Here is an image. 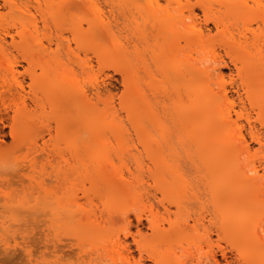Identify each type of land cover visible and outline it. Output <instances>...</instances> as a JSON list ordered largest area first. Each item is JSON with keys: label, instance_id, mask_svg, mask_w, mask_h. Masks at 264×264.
<instances>
[{"label": "rangeland", "instance_id": "obj_1", "mask_svg": "<svg viewBox=\"0 0 264 264\" xmlns=\"http://www.w3.org/2000/svg\"><path fill=\"white\" fill-rule=\"evenodd\" d=\"M60 2L32 1L22 12L5 8L0 0V264H162L163 259L164 264H216L213 256L219 264H256L259 257L263 264L264 246L253 235L261 229L264 237V145L254 139L259 136L264 143V119L258 114L264 94H247L241 66L227 55L197 0L190 5L199 26L219 40L207 50L211 54L197 47V52L170 48L172 34L158 33L156 22L146 21L152 9L177 16L178 6L168 0H95L107 26L95 49L73 33L88 28L96 9L81 0L60 9ZM250 6L259 8L253 2ZM239 24L232 27L235 34L244 29ZM60 35L63 51L57 46ZM180 43L185 46L183 39ZM162 49L167 50L164 71L152 57L153 50ZM249 51L255 57L256 50ZM184 60L212 69L211 78L184 83L176 74ZM86 67L89 72H83ZM125 68L138 79L143 101L133 100ZM72 70L92 103L100 93V115L79 117L73 101L65 99ZM16 80L25 91L14 103L7 93ZM223 87L231 104L221 109L232 110V127L213 134L193 122L183 133L177 116L194 110L196 89L198 94L207 88L222 92ZM133 103L141 105L134 116ZM63 126L68 128L62 132ZM240 133L251 148L244 156L237 155L243 143L234 135ZM218 163L224 164L221 169ZM231 163L247 168L243 174L249 179L232 175ZM224 219L233 222L226 229L230 233L222 228ZM245 232L252 233L253 243ZM242 238L249 254L239 248ZM188 240L193 243L187 245ZM154 250L160 251L161 263L152 258Z\"/></svg>", "mask_w": 264, "mask_h": 264}, {"label": "bare ground", "instance_id": "obj_2", "mask_svg": "<svg viewBox=\"0 0 264 264\" xmlns=\"http://www.w3.org/2000/svg\"><path fill=\"white\" fill-rule=\"evenodd\" d=\"M1 1L3 2V6L5 8L10 9L11 11H22V12L24 10H26V9H29L30 5L32 4V1L37 2V4H39V0H1ZM21 1H23V2H21ZM60 1H61L60 2V9L70 8L72 6L74 7V5L76 4L74 2V0H60ZM81 1H82V3L81 2L80 3L83 4V5L84 4L90 5L91 6L90 7V10L91 11L93 9H96V10H93V13H95L96 15L95 14L93 15V13H91V11H90V13L92 14V16H91L92 18L89 17L90 20L87 23L88 28L87 29L80 28L78 31H75L73 33L74 34L73 36H74V39H77L79 41H86V40L88 41V40H90V42H92V44H90V45L91 46H94V48L92 47V49H95V46L100 45L99 43L104 38V33H103L102 28H106L107 26L104 23L103 16L101 14V9L98 8L99 6L96 5L95 0H81ZM168 2H170L173 5H177L178 6V11H179L178 12V15L179 16L178 15L177 16L176 15H172L170 13H166V14L162 15V13L159 12L158 9H152L148 13L149 14V17H152V18H149L150 20H146V21H149L150 23H152V21L154 23L156 22L155 23V27L156 26L157 27H156V29L153 28L154 31L156 30V31H158V33H161V34H163V33H170V34H172V37H173L172 39L173 40L169 43V47L170 48H175L176 47V48H178V51L179 52H183L186 48H188L189 50H191L193 52V48H194V50H196L195 47H197V49H201L202 51L206 52L207 50H209L212 46H214L219 41V40H217L218 38L217 39L216 38L213 39L211 37H207L206 31L204 32V30H203L204 28H202V27L199 26V24L197 22L198 21L197 20V17L198 16L196 15L195 10L192 9V7L190 5V0H185V2H184V0H168ZM250 2L259 4V8H256L254 10V8L250 6ZM263 2H264L263 0H197V5L200 7V9L202 10V12L204 13V16L206 18V21H211L214 24L215 28L218 30L219 35H220L219 38L221 39L222 45L224 46L227 55L232 59V61L234 62V64L236 66H238V65L241 66L240 73H241V76H242V86H243V88L246 90L247 94H253V95H256V96H262L264 94V78H263L264 77V9H261ZM97 9H98V11H97ZM38 10H39V12H42L41 6H38ZM186 10H188L187 13H185ZM151 19H152V21H151ZM230 20L232 21V23H234L233 21L235 20L236 23L231 24V23H229ZM240 21L244 24V29L241 27L243 30L241 32H239V34H235L234 32H236V31L232 27L237 26V25L239 26L240 25L239 23H241ZM254 23L257 25L256 28L253 26ZM104 26H106V27H104ZM140 27H141V25H140ZM182 28H183V30H182ZM205 29H208V27L205 28ZM235 29H236V27H235ZM239 30H241V29H239ZM109 31H110V29H109ZM209 32H210V30H209ZM7 34H9V32H7ZM20 34H21V36H23L24 31L23 32H20ZM58 37H59L58 38V41L60 42V43L57 44L58 51H61V50L63 51L64 50V47L66 46L64 44L65 38L63 37V35H60ZM105 37H108V36H105ZM62 38H64V40ZM181 39H183L185 41V46L180 47L181 46V43H180ZM61 40H63L64 42H61ZM66 42H68V41H66ZM261 42L263 43V45H262ZM257 46H259V47H257ZM0 47H1V45H0ZM249 48H253L254 50H256L255 57L252 55V53H250ZM117 50H118V47H117ZM197 51L198 50H196V52ZM202 51H200V52H202ZM152 52H154V53H152V55H153L152 57L155 56L153 58L154 59L153 60L154 63L157 64V66H159L158 69H160V68L163 67L162 70L164 71V69H165L164 68L165 67L164 66V63H165L164 62V59H165V57L167 55V50H164V49L158 50V51L157 50H155V51L153 50ZM209 54H211V53H209ZM212 54H213V52H212ZM73 55L74 54L71 51H67V56L71 57ZM195 55H199V54L197 53ZM191 56H193V55H191ZM207 56L210 58L209 55H207ZM204 57H205V55H204ZM189 59H192V58H189ZM208 59H207V61H208ZM214 59L216 60V57H214L213 60ZM99 60L101 61V57H100ZM193 61L192 60H190V62H189V60L188 61H185V62H188V63H185L184 62L185 64L183 62H180L179 65H177V68H178V72L181 71L182 73L181 72H180L181 74L180 73H176L177 74V77L181 78L183 82L185 81L184 83H188L190 81L189 82L190 84H191V82L192 83L194 82V84H195V81L198 78L200 79L201 77L210 79L211 78V75L210 74L212 72L209 73L208 71H210L212 69L209 70L208 67H207L208 70H203V69H200V68H196V67H194L192 65ZM199 61H200V58H199V60L197 62H199ZM202 61H203V59H201V61L198 64L202 63ZM195 63H196V61H195ZM204 64H205V62H204ZM200 65H201L200 67H202V64H200ZM84 66H85V64H84ZM82 68H84L83 65H82ZM83 72H89L88 69H87V67H86V69H83ZM261 72H262V74H261ZM122 73L124 74L125 82L127 84H129V86L131 87V90L135 94L134 99H133V97H131V99H133L134 101H141V100L143 101V98H142L143 96H140L139 95V81H138L137 78L135 79L136 76L133 74L132 69L125 68ZM76 76H77L76 71L75 70H72L71 73H70V79H69V81L71 82V84L69 86L70 95L64 96V97H66L65 99H68V100L73 101V103L75 104L74 106H75V108L77 109V111L79 113L78 114L79 117H82L84 115H89V114H97V115H100L99 114V110H98L99 103L102 102V98H101L100 93H97V98H96L97 102L96 103H92L89 100V98H88V95H87L86 90L80 85V82L77 80ZM224 78L225 77L223 76L222 72L219 73V75H218L219 82H223ZM32 79L35 80L34 78H32ZM187 79H188V81H186ZM212 79H213V77H212ZM13 83L14 84L11 85V87H10L8 93H7V97H9L10 100L15 103L18 100V97H21L22 98V93H23V91H25V88L23 86L24 84H22V82H20L18 80L14 81ZM13 88H16L15 89L17 91V92L15 91L16 93H13V91H14ZM97 90H99V89L97 88ZM220 90H222V92ZM220 90L219 91L221 93L218 92V91L217 92H214V90H211L210 88L209 89L207 88L205 91L198 90V94H197V89H196L195 101H194L195 102V104H194V106H195L194 107V110H191V111H188V112L187 111L186 112L184 111L182 114H180V115L177 116V118H178L177 120L180 123L181 131H183V133H184V131L186 132L187 130L193 128V125H192L193 122H195V123L196 122H199L200 123L199 124L200 125L199 128H201V129H203L205 131H208V132H212L213 134H216V133L217 134L218 133L219 134L220 133L223 134L224 132H227V129H229V128L232 127V125L234 124L233 123V116H232V113H231L232 110H231V112L226 113V110L225 109L224 110L221 109V105H222V108H223V105H226L227 106L228 104H231L230 103V98H229V95H228V90L226 88H224V87H223V89H220ZM53 96H55V94ZM131 96H132V93H131ZM5 97H6V95H5ZM262 97H264V96H262ZM254 98L256 99L257 97H254ZM260 100H259V104H258V107H259V113L258 114H259V118L261 120H263L264 119V98H263V100H261V101ZM252 104H255V103H252ZM135 105L136 104H134V103L131 105V106H133V111H132L133 116L136 115V114H139L140 112L138 111V109L139 108L141 109V105H136V106ZM256 105L257 104H255V106ZM232 109L234 110V108H232ZM228 110L229 109H227V111ZM241 116H243V115L242 114H238V118L241 117ZM181 122H182V124H181ZM262 122H264V121H262ZM135 123H136V125H140V122L138 121V119H137V121ZM108 124H110V123H108ZM132 126H133L132 128L135 129L134 131L136 133H138L137 128H134V125H132ZM194 126H196V125H194ZM250 126L252 127L253 125L250 124ZM111 127L114 128V130L116 131L117 128L115 126H112L111 125L110 128ZM182 127H183V129H182ZM66 128H68V126H63L62 129H60V130L63 132ZM252 128H254V127H252ZM140 130L141 129H139V131ZM89 134H91V133H89ZM253 135H254V133H253ZM234 136L237 139H239V138L241 139L242 138V140H240V141H241V143H243L242 144L243 146L239 150V153L237 152L238 153L237 155L238 156H244L243 153H248L249 154L251 148H250L249 145H246L245 146V140L243 139L244 137H242V134L240 133V135H239L240 137L239 136H236V135H234ZM235 137H233L234 139L231 140V141H234L236 139ZM254 139L256 140V142L259 145H261V146L264 145L262 139L259 136H254ZM225 140H227V139H225ZM228 146L230 147L231 145H228ZM231 150H232V148H230L229 154H230V152L233 151V150L232 151ZM233 154H235V153H233ZM226 157H228V153H227ZM216 158L218 159L217 156H216ZM241 158H243V157H241ZM228 159H230V157H228ZM231 159H233V158H231ZM238 160L241 161L240 160V157H238V159L236 157V161L237 162H238ZM216 162H219V161H216ZM216 162H215V165H216ZM35 164H36V162H34V165ZM218 164H217L219 166L218 168L221 169V166H222L223 163H221V164L218 163ZM235 164L236 165L234 166L231 163V165H232V167L234 169V171L232 170L234 173L231 171L233 173L232 175H238L241 178H244L245 177L244 179H246V178L249 179L248 178L249 176H247V177L245 176V175H247V173L246 174L245 173L243 174V172H246V170H248V169L246 168L244 171H242L243 170L242 168L244 166L242 167V165L240 163L239 164L235 163ZM212 166H214V165H212ZM240 167H241L242 170L240 169ZM256 169H254V171H255V175L257 176L258 175V172L256 171ZM226 170H227V168H226ZM229 170H231V169H229ZM223 175H225V174H223ZM225 177H226V175H225ZM236 179H238V178H236ZM255 179H257V177H253L251 180H255ZM259 179H262V178H259ZM256 181H258V179ZM66 211H68V210H66ZM68 218H69V216H68ZM214 219H215V217H214ZM225 219L222 222V228H224V230L226 232L227 230H229V228H228L229 225L233 224V222L232 221H229V220H225ZM183 227H184V225H183ZM242 227H244V226H242ZM187 228H186V230H187ZM193 229H195V227H193ZM245 229H242V230L244 231ZM156 231H158V229H156ZM227 232L230 233L229 231H227ZM252 232H254V230ZM257 232H258V230H257ZM260 232H261V229L257 233L258 235L255 233V235H253V236L256 237V239H257V242H258L257 245L264 246V237H261V235L259 234ZM251 234L252 233L250 232V235L249 234L247 235V233L245 232V234L243 236L247 235L248 238H246V237L245 238L247 240L249 239L248 241L251 242L252 241L251 240V238H252L251 237ZM155 235L158 236L159 234H155ZM239 235H241V233H239ZM262 235L264 236V233L263 232H262ZM231 237L233 238V236H231ZM233 240H234V238H233ZM201 241H203V239H201ZM234 241L236 242L235 243L236 246H238L237 241L236 240H234ZM190 242H192V240H188V243L187 242H185V243H187V245L188 244L191 245ZM242 242H243V238H242ZM244 242L241 245L239 244V248H241L240 246H242V248L244 247L242 249L243 252L244 253L246 252L247 254H249L248 251H245L246 250V246H244V244L247 243V242H245V243ZM251 243H253V241ZM255 243L256 242H254V245H255ZM193 245L194 244H192V246ZM97 247L100 248L101 246H97ZM196 248L197 247H195V249ZM183 249H184V247H183ZM188 249H189V247H188ZM199 249H201V247ZM153 252H155V254H153V257L152 256L151 257L153 259H155L156 263H161L160 262L161 260H160V257H159V254H160L159 252L160 251L158 252L159 254L156 252V250H154ZM254 252H251V253L254 254ZM247 254H244V255L246 257H248ZM107 256L110 258L109 255H107ZM223 256H224V258L227 257L226 254H223ZM256 256L258 258L261 255L258 256V254L256 252ZM103 257H104V255H103ZM215 257L216 256H213L214 262L216 264H219L218 263L219 261ZM185 258H187V257L185 256ZM259 258H258V261H256L254 259V261H255L256 264H261L260 261H259ZM101 259L103 261V258H101ZM207 259H208V255H207ZM248 259H249V257H248ZM164 260L165 259L162 260L163 261L162 264L165 263ZM248 261H250V260H248Z\"/></svg>", "mask_w": 264, "mask_h": 264}]
</instances>
